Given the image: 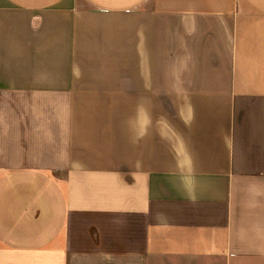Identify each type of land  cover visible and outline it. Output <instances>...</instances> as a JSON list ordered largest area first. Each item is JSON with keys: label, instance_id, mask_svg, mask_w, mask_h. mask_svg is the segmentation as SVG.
Instances as JSON below:
<instances>
[{"label": "crops", "instance_id": "1", "mask_svg": "<svg viewBox=\"0 0 264 264\" xmlns=\"http://www.w3.org/2000/svg\"><path fill=\"white\" fill-rule=\"evenodd\" d=\"M0 264H264V0H0Z\"/></svg>", "mask_w": 264, "mask_h": 264}]
</instances>
